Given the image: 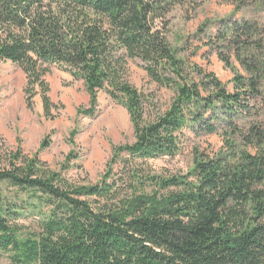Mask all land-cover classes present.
<instances>
[{
    "label": "trees",
    "instance_id": "16d2710c",
    "mask_svg": "<svg viewBox=\"0 0 264 264\" xmlns=\"http://www.w3.org/2000/svg\"><path fill=\"white\" fill-rule=\"evenodd\" d=\"M224 1L241 11L257 0ZM186 5L0 0V63L26 76L29 111L40 96L45 117L53 119L45 78L56 66L84 82L90 102L80 116L93 118L104 92L127 110L134 131L133 144L113 147L95 185L71 184L21 147L0 153V256L10 254L15 264H264V125L250 118L259 115L263 95L261 32L256 24L231 22L215 37L225 66L233 68L234 58L245 72L234 76L229 92L168 42V16ZM135 60L174 91L154 120L148 98L129 80ZM186 130L221 134L224 145L213 158L195 152L186 175L152 173L148 161L181 154ZM50 145L47 137L40 152ZM26 210L41 216V226L24 237L9 220Z\"/></svg>",
    "mask_w": 264,
    "mask_h": 264
},
{
    "label": "rangeland",
    "instance_id": "374dc122",
    "mask_svg": "<svg viewBox=\"0 0 264 264\" xmlns=\"http://www.w3.org/2000/svg\"><path fill=\"white\" fill-rule=\"evenodd\" d=\"M186 2V7L177 6L168 16L169 44L188 66L214 74L229 92H233L234 76H245V72L234 58L231 59L233 68L225 66L214 49L217 43L215 37L227 23L249 22L259 26L264 44V0L254 1L249 8L241 11L224 0ZM261 59L264 62V55ZM144 68L140 60L130 62L129 80L148 98V119L154 120L167 111L175 95L172 89L152 81ZM45 80L50 87L49 97L54 106L51 113L53 119L45 117L40 96L34 99L33 112L27 109L24 95L26 76L17 66L0 63V153L16 151L21 147L27 156L39 154L42 162L62 174L71 184L95 185L106 172L113 147L134 143L128 112L101 92L96 115L93 118L80 116L79 109L89 108L90 102L84 82L56 66L50 69ZM261 90L262 100L255 111L259 115H251L250 118L264 125V84ZM245 117L246 121H243L247 122L249 119ZM47 137H50L51 145L40 152L41 144ZM223 145L221 134L196 136L186 130L181 154L175 159L148 161L147 167L152 173L163 176L186 175L193 167L195 152L213 158ZM12 192L10 190V197ZM23 213V217L10 219L9 224L17 226L27 237L28 233L39 230L41 216L31 210ZM10 256L1 255L0 264H15Z\"/></svg>",
    "mask_w": 264,
    "mask_h": 264
}]
</instances>
